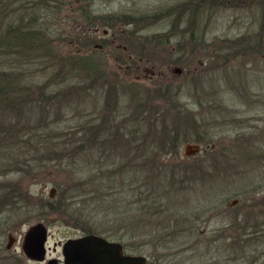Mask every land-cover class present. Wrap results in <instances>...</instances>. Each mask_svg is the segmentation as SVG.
<instances>
[{"label":"rangeland","instance_id":"rangeland-1","mask_svg":"<svg viewBox=\"0 0 264 264\" xmlns=\"http://www.w3.org/2000/svg\"><path fill=\"white\" fill-rule=\"evenodd\" d=\"M197 1L201 4L195 15L189 6H181ZM179 6L183 7L181 15L177 13ZM83 9H89L91 15L100 14L101 18L105 15L121 18L127 14L152 17L156 13L161 16L150 18L152 23L141 19L135 26L123 23L115 29L99 25L95 32L93 24L90 25L88 32L95 36L98 48L111 41L112 30L118 33L113 44L124 45L130 40L135 45V51L131 46L129 49L107 46L98 54L118 85L134 81L137 86L110 87L108 94L92 88L83 97L54 106L42 104L39 112L27 111L26 114H31L27 121L12 112L0 117V186L8 182L25 195L19 198L24 200L6 205L0 212V264H46L54 257L62 264L63 242L89 233L119 241L124 252L143 255L152 264H264V80L254 81L255 75L264 78L261 73L264 65L239 63L230 56L224 59L227 51L223 49L232 48L225 44H232L230 41L236 34L244 31L240 30L234 7L221 8L213 0H64L58 12L48 10L46 18L50 24L53 22L50 28L57 39L51 51L57 59L65 57L71 49L59 39L72 37L71 30L75 27L89 26L81 25ZM191 18L194 22L188 27ZM137 49L144 50L148 60L138 57ZM129 50L135 53L131 56ZM52 65L51 58L32 59L24 65L34 96L40 92L37 85L54 82L63 75L64 70L57 72ZM174 67L181 70L174 72ZM239 70L241 75L243 70L250 74L257 71L245 80L237 74ZM244 82H249L248 90ZM165 84L168 93L150 101L158 113L142 123L145 131L149 124L153 129L147 138V143L154 147L149 145L150 151L143 150L145 134L140 130L134 135L126 133V143L128 147L131 143L133 150L128 152L122 142L116 147L105 135L106 129L111 130L109 134L114 130L107 124L111 122L108 117L106 123L102 122L104 137H96L93 132L95 143L88 148L92 149L90 154L67 156L68 149L73 150L82 142L84 129L99 124L97 117L110 115L109 100L112 111L116 108L117 113L127 114L132 109L130 89L137 92L133 94L134 100H143L152 96L151 90ZM66 89L68 85H52L46 92ZM166 108L171 109L167 112L169 120L160 115ZM177 109L181 110L180 115L185 112L186 138L181 134L179 143L169 152L168 139L156 132L161 131V119L168 123L179 117ZM56 119L60 120L52 122ZM180 120L183 123L181 117ZM36 123L44 126L29 130L31 134L58 133L57 142H69L54 150L62 156L59 165L39 160L51 150L28 153L12 145L23 138L20 132H27ZM134 123L131 126L137 127ZM196 136H207L205 140L210 146L196 141ZM3 140H8V144L3 145ZM186 143H198L203 150L185 155ZM105 154L117 155L122 161L132 157L131 172L117 170L111 176L117 175V179H109L105 172L118 168L100 166L99 156L105 158ZM135 155L140 157L134 158ZM150 156L164 161L166 171L171 170L164 175V191L157 186H148L147 190L140 185L147 178L152 183L159 180L149 177L150 173L144 170L143 163ZM31 157L36 159L29 160ZM17 159H25L27 166H16ZM151 165L154 167V162ZM18 167L26 169L17 171ZM156 171L165 172L160 168ZM123 178L126 179L121 182ZM61 194L66 197L63 202L54 210L49 209L46 202L52 199L56 202ZM158 195L162 207L173 204L179 208L170 215L168 226L162 217L168 213L159 211ZM144 196L148 201L146 207L137 200ZM89 202L93 206H87ZM38 222L45 225L47 234L42 260L28 258L21 246L25 231ZM8 225L12 229L2 232ZM10 235L12 241L7 247Z\"/></svg>","mask_w":264,"mask_h":264},{"label":"trees","instance_id":"trees-1","mask_svg":"<svg viewBox=\"0 0 264 264\" xmlns=\"http://www.w3.org/2000/svg\"><path fill=\"white\" fill-rule=\"evenodd\" d=\"M64 3V0H0V64L2 63V68H0V117H5L6 115H10L12 112L13 114H16L18 116V119H25L31 118V114H26L27 111L32 110L39 112L40 106L42 104H52L53 106L56 103L65 101V100H72L73 98H80L83 97V94L86 91H90L93 88L94 90L101 89L105 92V94H108L110 92L112 87L116 86H127L129 88H133L134 86H137V83L134 81L131 82H120L118 85L117 82H115L114 79L110 76V70L107 69L105 61H102L100 58V55L98 53L104 51V47L107 46H114V48H120L119 44H113L116 41V36L118 35L117 32L112 30V36L111 41L107 42L106 45L102 44L100 48L97 47L96 38L95 36L89 34V29L91 28V24H93V32L96 31L97 27L99 25L105 26L106 28H117V26H121L123 23L125 24H131L132 26H135L137 20H145L146 23H152L151 19H154V17L161 16V14L156 13L153 14L152 17L149 15H143V16H137L134 14H127L123 15L121 18H118L116 15H105L104 17H100L102 15L100 14H93L91 15V11L89 9H83L82 16L84 17V20L82 21V24H89V26H83L82 29L80 28H74V30H71L73 33H71L72 37L67 36L66 38L59 39V42L66 43L70 46V50L66 52L65 57H61L57 59L54 55V53L51 51L52 43L56 41L57 38H55L53 35V32L50 28V26L53 24V22H49V19H46L47 16H49V11L54 10L56 13ZM193 3V6L191 5ZM201 2H188L184 5V7H190L192 9V14L196 12V9L200 6ZM172 7V6H171ZM58 8L57 10H55ZM183 7H178V14L181 15V12L183 9H180ZM185 8V9H186ZM49 10V11H48ZM176 10V9H173ZM195 15V14H194ZM193 15V17H194ZM51 16V15H50ZM117 19H115V18ZM178 19V17L176 18ZM193 19L191 18L188 23L191 25L193 23ZM175 24V23H174ZM134 31L136 27L132 28ZM88 34H86V32ZM128 38V37H127ZM129 39V38H128ZM121 45V44H120ZM133 47L135 48H132ZM130 40L128 42H125L124 45H121L125 47L126 49L131 48V50L135 51L136 47ZM231 48L230 53H234ZM138 50V49H137ZM133 51L129 50V55L132 56V53H135ZM139 56L143 57L148 60L149 57H147V54L144 52V50L140 49ZM149 52V49L147 50ZM221 51V49H220ZM12 57V58H11ZM137 57V58H138ZM46 59L48 61L49 58H51V62H53V68H55V71H63L62 76H57L56 80L54 82H47L42 83V85H37L38 88H40V92L36 93V96H34V93L32 91V87L29 84V77L27 74H24V65H27V63L31 62L32 59ZM141 59V58H139ZM59 60V61H58ZM129 60V59H128ZM126 59V61H128ZM51 66V67H52ZM116 75H119L116 73ZM62 86V85H68L69 89L66 90H51L49 92H46L48 87L51 86ZM111 87V88H110ZM168 85L165 84L163 87H158L150 92L152 93V96H146L143 100H134L133 94L137 93L134 90L131 91L130 89V99L132 109L127 113L124 114V112L117 113V109L115 108L113 111V106L110 102L109 106V116L103 115L101 118L97 117L99 120V124H95L93 126L87 127V130H83L81 132V137L83 138L82 142L78 144V147L75 149H68L67 156L71 154V158L75 155L81 154H90L91 150L88 151L89 147L94 146V139H93V132L95 136L101 135L103 136V127L102 122L105 121V123L108 121V117L111 122H107V124L112 129L113 127V133L109 134L107 129L105 131L106 138L109 137V140H113L112 143L116 144L115 146L118 147L119 143H123V146L125 149H128L127 151L133 150L134 146L130 143V146L128 147V143H126V133H130L131 135L136 134L137 132H140L145 134V139L143 143L141 144L143 147V150L145 152L150 151L149 145L153 147V144L147 143V138L149 137L152 126L149 124L148 131H145L142 127V123L145 120H148L153 114L158 113L157 108L150 103L152 100L156 97L159 99L168 93ZM139 91V89H138ZM176 93V92H175ZM138 97V95L136 96ZM106 98H108L106 96ZM109 99V98H108ZM134 100V101H132ZM81 99H79L77 102L79 103ZM60 104V103H59ZM131 105L129 106L131 108ZM107 105H104V108ZM107 108V107H106ZM168 110L171 109H164L163 114H160L161 116L168 119L169 112ZM180 109H177L176 114L177 117L176 120H172L167 123L165 121L166 119H161V131L156 132L159 134H162L165 139H168L167 145H169V152H172L173 148L179 143V139L182 136L186 138L184 134H186V124L184 123L185 118V112L180 115ZM112 111V112H111ZM180 117L183 121V123L180 120ZM103 119V120H102ZM60 119H56V121L52 122H58ZM95 121V119H93ZM169 120V119H168ZM176 123H175V122ZM41 122V119H39V123ZM131 122H135L134 124L137 125V127H132ZM36 123L33 126H30L27 132H20L19 136L23 137L19 139L15 144L12 142V145L15 146L19 151L22 152H39L41 150H51L46 151V154L42 155L39 160H42L43 162L48 161L50 164L52 163L59 165L62 156L57 153L59 150L61 144L65 141H58L57 138L60 137L58 133H35L31 134V129L36 128H42L44 124ZM20 129V126L18 127ZM4 131V130H3ZM79 131V130H78ZM9 132V131H7ZM69 133V132H68ZM68 133H66L68 135ZM27 136V137H26ZM66 136V135H64ZM104 137V136H103ZM205 138H208L207 136L199 137L196 136V141H203L205 146H210L209 141L205 140ZM107 140V139H106ZM125 140V141H124ZM187 140V139H184ZM3 140L2 142H4ZM104 141V140H103ZM111 142V141H109ZM132 142V141H131ZM68 141L64 143V145H68ZM126 143V144H125ZM8 140H6L3 145H7ZM154 148V147H153ZM86 149V150H85ZM175 150V149H174ZM203 150L202 147L200 151ZM25 154V153H24ZM177 152L173 151L172 155L176 156ZM106 157L104 158L103 155H100L99 158H102V163H100V166L103 168H109L111 165H115L118 169H110L111 171L105 172L106 175L112 179H117V175L114 177L113 174H116L119 170H124L127 172H131V163H133V158L130 157L126 159L125 161H122V159H118L117 155L112 154H105ZM138 158L140 156L135 155L134 158ZM165 157V156H164ZM36 159L35 157H31L29 160ZM38 159V158H37ZM143 159V157H142ZM157 158L154 159V156L146 157V160L143 163L144 170L148 171L149 177L160 178L162 177V181L155 180L154 183L149 180V178L145 179L141 185L145 187V189L148 190V186L151 187H159L162 189V186L164 185V175L167 172H171V170L166 171L167 168L165 166V162L157 159L160 161L158 163L156 161ZM107 161L109 164H107ZM26 160H20L17 159L16 163H14L16 166L26 167ZM151 162H154V167L160 168L161 170H164L165 172H158L156 171V168L151 165ZM38 163V161H36ZM40 164V163H39ZM39 164H36V167H38ZM33 165V164H32ZM41 165V164H40ZM128 165H130L128 167ZM26 168H20L18 167L16 170L21 171ZM151 169V172L149 171ZM176 170V169H173ZM155 172V173H154ZM104 176V174H102ZM123 175V173H122ZM199 176V174L195 175ZM102 177V176H100ZM126 179V178H125ZM124 178L121 180L123 182L125 180ZM173 182L170 183V185ZM139 188V187H137ZM64 192V189L62 190ZM164 191V190H163ZM112 192V189L111 191ZM22 190L18 189L14 186H12L10 183H5L0 186V212L3 209L4 206L10 204H15V202H19L22 200H19L21 197H25V195H22ZM128 194V192H127ZM63 197H62V196ZM59 199L56 200V202H53V199L50 202H46L47 207L51 210H54L57 208V204H61L63 202L62 200L66 197L64 194H61ZM160 195V194H159ZM158 195V196H159ZM65 197V198H64ZM148 197V196H147ZM149 198V197H148ZM160 199V208L159 211L164 213H168V215H163L162 217L166 220L168 224H170L172 218H170L171 214H175L176 210H179V208H175L173 204L166 205L162 207L161 204V197ZM138 203H144L142 207H146L147 204V198L144 196V198L139 197ZM88 201V199L85 201V203ZM52 202V203H51ZM167 202V201H166ZM52 204H56L53 206ZM63 204V203H62ZM93 203H90L87 206L92 205ZM13 206V205H12ZM64 206H67L64 205ZM93 206V205H92ZM92 208V207H91ZM167 211V212H165ZM12 229L11 226H6V228H2V232H7L8 230ZM89 233V232H86ZM172 235V234H171ZM184 235L180 234V237H183ZM165 237V236H163ZM161 237V238H163ZM107 238V237H106ZM168 239H172L174 237H166ZM110 239V238H108ZM164 239V238H163ZM114 240V239H113ZM164 242V241H163ZM167 240H165L164 243H166ZM155 264V263H154Z\"/></svg>","mask_w":264,"mask_h":264},{"label":"water","instance_id":"water-1","mask_svg":"<svg viewBox=\"0 0 264 264\" xmlns=\"http://www.w3.org/2000/svg\"><path fill=\"white\" fill-rule=\"evenodd\" d=\"M103 32H106L104 30ZM179 72V67L172 70ZM201 149L198 143H186L184 154H194ZM237 199L233 201L236 202ZM47 239L46 227L38 222L31 225L22 238V249L28 258L42 260L45 255ZM11 235L7 247L11 244ZM62 264H152L143 255L124 252L119 241L98 234H84L66 239L61 246ZM46 264H60L57 257L50 258Z\"/></svg>","mask_w":264,"mask_h":264},{"label":"flooded vegetation","instance_id":"flooded-vegetation-1","mask_svg":"<svg viewBox=\"0 0 264 264\" xmlns=\"http://www.w3.org/2000/svg\"><path fill=\"white\" fill-rule=\"evenodd\" d=\"M213 1L218 4V7L221 8L234 7V10L236 12V20L240 26V30L244 29L243 32H239L238 34H236V37L233 41H230L232 44H225V46L229 45L228 47H233L234 53H230V48L226 50L223 49V52L227 51V53H224V59H227L228 56H230L234 61H239V63L240 61H245L256 62L257 64H259V66L260 64L264 65V0ZM119 46L123 49L125 48L120 44ZM256 71L250 74L248 70H243L242 75L240 74V70L236 72L240 78L247 80L249 77H252ZM262 72L264 73V69H261V73ZM255 77L256 78L254 81L264 80V78H260L261 76L258 77L257 75H255ZM244 84L246 86V90H248L249 82H244Z\"/></svg>","mask_w":264,"mask_h":264}]
</instances>
